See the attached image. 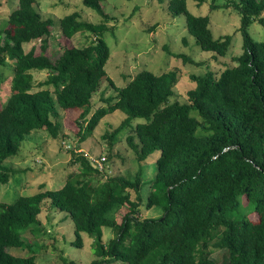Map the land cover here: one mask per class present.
<instances>
[{
	"label": "trees",
	"instance_id": "16d2710c",
	"mask_svg": "<svg viewBox=\"0 0 264 264\" xmlns=\"http://www.w3.org/2000/svg\"><path fill=\"white\" fill-rule=\"evenodd\" d=\"M101 2L83 0L107 21ZM230 7L241 18L242 52L236 65L219 76H191L195 87L188 92L189 103H170L180 82L177 71L157 75L142 70L124 88H116L115 98L102 99L106 105L92 114L102 82L115 87L105 69L111 57L106 23L80 21L79 13L62 18L59 27L67 39L85 30L96 39L87 47L65 48L53 61L46 50L54 20L42 17L35 0H18L10 28L0 30V89L5 68L14 65L11 93L0 107V183L9 182L3 165L18 155L26 137L40 130L59 137L60 110L82 111L77 119L81 142L119 111L126 115L120 131L134 120H146L128 137L137 161L160 153L146 207H161L163 215L141 218L140 172L133 180L109 177L95 184L103 172L74 152L81 171L60 189L21 196L13 204L0 201V264H37L34 256L9 250L31 249L23 234L39 228L46 200L72 219V245L83 247V233L95 240L99 259L93 264H218L212 255L221 251L224 264H264V42L249 32L254 22L264 28V0H229L225 8ZM169 11L173 17L185 16L188 33L202 51L228 55L232 36L216 39L209 16L191 14L187 0H173ZM35 41L42 43L41 52L36 54L34 47L25 52V45ZM44 71L47 79L35 84L33 74ZM130 191L137 194L135 201ZM123 207L129 211L119 223L115 216ZM104 228L116 232L108 244Z\"/></svg>",
	"mask_w": 264,
	"mask_h": 264
},
{
	"label": "rangeland",
	"instance_id": "374dc122",
	"mask_svg": "<svg viewBox=\"0 0 264 264\" xmlns=\"http://www.w3.org/2000/svg\"><path fill=\"white\" fill-rule=\"evenodd\" d=\"M173 0H102L104 12L110 17L104 21L95 10L87 8L83 0H35L37 10L44 19H53L51 36L48 39L46 55L56 60L65 48H83L91 45L96 37L87 30L77 32L67 39L61 32L59 21L71 14L79 13L80 21L91 24L106 23L109 30L104 39L111 50V57L106 64L110 81L104 80L100 92L92 102V114L105 104L102 99L115 98L116 88H124L142 70H149L157 75L175 70L180 75V82L174 89L170 103H189L188 92L195 87L191 76H201L212 72L219 76L227 68L236 65L234 59L242 52L240 15L234 8H225L229 0H187L188 11L197 17L209 16L210 28L216 39L232 36V45L226 57L204 52L187 30L184 15L173 17L169 11ZM216 5L219 8L212 6ZM18 7V0H0V30L9 29V18ZM214 7V8H213ZM264 16V13H263ZM251 36L264 42V28L258 22L249 28ZM40 41L25 45V52L33 47L36 54L41 52ZM181 56V57H180ZM186 59V60H185ZM12 64V63H11ZM4 70L5 81L0 89V107L7 100L11 91L12 66ZM35 84L45 81L48 72H35ZM39 89V88H38ZM82 111L60 110L59 137L52 138L46 131H37L21 142L18 155L9 158L3 167L9 171V182L0 183V201L13 204L21 196H33L41 191L58 190L69 177L81 171V165L75 160L74 152L83 154L92 161L93 167L101 173L95 178V184L105 182L109 177H123L133 180L139 172L144 181L141 190L142 205L139 207L142 219L157 218L163 215L161 207H146L155 177L156 152L144 163L137 161V153L128 143L132 128L146 120H134L123 131L119 126L126 118L122 112H115L105 117L97 128L81 142L77 119ZM196 115V114H195ZM91 117L89 114L88 118ZM120 131V132H119ZM117 133L114 140L109 136ZM137 144V139H134ZM102 159H105L103 161ZM3 171V170H2ZM133 201L137 194L130 191ZM129 211L123 207L115 218L120 223ZM38 229L26 231L23 238L28 247L11 249L15 256H34L37 264H93L99 258L95 253V240L83 233V247L72 245L76 241L75 226L67 213L52 206L50 200L42 203ZM22 233V232H21ZM116 237L110 228L103 229V242L108 244ZM218 264H224L226 255L223 251L212 255ZM110 264H124L120 261Z\"/></svg>",
	"mask_w": 264,
	"mask_h": 264
},
{
	"label": "built area",
	"instance_id": "2783aa9c",
	"mask_svg": "<svg viewBox=\"0 0 264 264\" xmlns=\"http://www.w3.org/2000/svg\"><path fill=\"white\" fill-rule=\"evenodd\" d=\"M103 161H105V159H102Z\"/></svg>",
	"mask_w": 264,
	"mask_h": 264
}]
</instances>
